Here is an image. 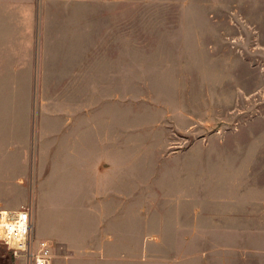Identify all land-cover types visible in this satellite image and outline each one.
<instances>
[{"label":"rangeland","instance_id":"374dc122","mask_svg":"<svg viewBox=\"0 0 264 264\" xmlns=\"http://www.w3.org/2000/svg\"><path fill=\"white\" fill-rule=\"evenodd\" d=\"M17 12L0 209L33 208L53 264H264V0ZM0 264L30 263L0 242Z\"/></svg>","mask_w":264,"mask_h":264},{"label":"built area","instance_id":"2783aa9c","mask_svg":"<svg viewBox=\"0 0 264 264\" xmlns=\"http://www.w3.org/2000/svg\"><path fill=\"white\" fill-rule=\"evenodd\" d=\"M34 231V211L31 206L0 209V242L16 256L30 264H53L50 239H37Z\"/></svg>","mask_w":264,"mask_h":264},{"label":"crops","instance_id":"0c3cea01","mask_svg":"<svg viewBox=\"0 0 264 264\" xmlns=\"http://www.w3.org/2000/svg\"><path fill=\"white\" fill-rule=\"evenodd\" d=\"M32 1L33 0H0V24L8 23L12 15H19L17 12L18 9L24 8V6L27 5H32ZM2 54L3 51L0 50V55Z\"/></svg>","mask_w":264,"mask_h":264}]
</instances>
